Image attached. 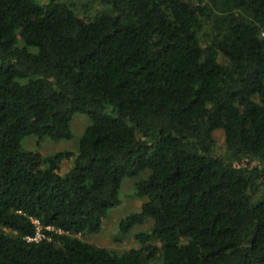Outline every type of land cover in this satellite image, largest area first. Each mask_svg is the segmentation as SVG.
Returning <instances> with one entry per match:
<instances>
[{
  "label": "trees",
  "instance_id": "trees-1",
  "mask_svg": "<svg viewBox=\"0 0 264 264\" xmlns=\"http://www.w3.org/2000/svg\"><path fill=\"white\" fill-rule=\"evenodd\" d=\"M89 1L0 0V264H264V0ZM145 171L140 246L83 240Z\"/></svg>",
  "mask_w": 264,
  "mask_h": 264
},
{
  "label": "rangeland",
  "instance_id": "rangeland-1",
  "mask_svg": "<svg viewBox=\"0 0 264 264\" xmlns=\"http://www.w3.org/2000/svg\"><path fill=\"white\" fill-rule=\"evenodd\" d=\"M45 3L46 0H40ZM61 2L71 6L75 12L83 18L91 19L95 14L103 11L106 7L99 3H93L89 0H61ZM209 29L203 32L202 41L206 42V33ZM205 44V43H204ZM221 61H226L221 58ZM91 119L87 114L77 113L73 116L72 130L74 137L72 139L52 140L44 139L38 143L36 136H27L23 139L22 144L24 149L39 151L43 156H49L59 151L70 150L75 153L78 152L79 139L85 128L90 124ZM215 138V152L219 154H225V132L223 129H217L214 131ZM74 158L67 160L63 163V170H68L73 166ZM148 175V171H145L135 177H126L123 180L120 190L121 203L109 211L108 216L105 218L100 231L88 232L82 235V239L95 244L97 246L106 247L113 251L123 252L133 247H139L140 244L136 238V235L142 231H149L153 226V219L147 218L142 223L134 224L127 233L123 232L121 228L122 219L126 218L129 214L138 212L141 210L144 202L143 198L136 196L135 184L141 178H145ZM39 233L38 238L41 237Z\"/></svg>",
  "mask_w": 264,
  "mask_h": 264
},
{
  "label": "built area",
  "instance_id": "built-area-1",
  "mask_svg": "<svg viewBox=\"0 0 264 264\" xmlns=\"http://www.w3.org/2000/svg\"><path fill=\"white\" fill-rule=\"evenodd\" d=\"M38 235H39V233L37 234V236L34 238V239H37L38 238ZM40 238V237H39Z\"/></svg>",
  "mask_w": 264,
  "mask_h": 264
}]
</instances>
